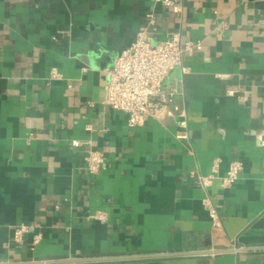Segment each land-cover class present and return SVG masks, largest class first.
<instances>
[{"label": "crops", "instance_id": "1", "mask_svg": "<svg viewBox=\"0 0 264 264\" xmlns=\"http://www.w3.org/2000/svg\"><path fill=\"white\" fill-rule=\"evenodd\" d=\"M151 10L159 41L178 32L201 46L165 82L187 112L192 154L175 136L179 118L130 128L104 104V72ZM87 149L105 156L97 175L85 170ZM216 159L220 176L232 160L243 164L231 188L215 180L207 190L219 228L188 178L195 168L210 174ZM20 225L29 231L17 244ZM246 249H264V0L171 9L155 0H0V264H264V250Z\"/></svg>", "mask_w": 264, "mask_h": 264}, {"label": "built area", "instance_id": "2", "mask_svg": "<svg viewBox=\"0 0 264 264\" xmlns=\"http://www.w3.org/2000/svg\"><path fill=\"white\" fill-rule=\"evenodd\" d=\"M165 9L174 8L180 0H155ZM157 18L153 10L145 15L144 25L137 31L134 42L122 49L116 56L113 66L105 70V100L108 108L121 112L127 117L130 128L143 127L149 119H157L164 122L166 119L179 118L177 140L189 148L188 124L186 110L175 105V92L165 85V82L176 69L182 68L183 55L192 54L194 49L200 50L201 46L192 40L181 41L178 32L168 35L167 39H157ZM52 78L57 74L53 72ZM73 147H80L78 141H72ZM192 154V149H188ZM85 170L89 175H97L107 168L103 153L87 149L84 157ZM220 160L216 159L212 165V171L208 175H202L198 168L188 174L192 185L205 192L202 200L207 210L213 227H220V217L217 208L212 204L206 194L208 188L215 180L220 181L223 190L231 188L238 180L243 164L239 159L230 162L224 176L219 175ZM92 220L104 222L103 213L90 216ZM29 229L26 225L15 228L13 241L17 244L23 242ZM41 240L40 235L34 236L32 243L37 245Z\"/></svg>", "mask_w": 264, "mask_h": 264}, {"label": "water", "instance_id": "3", "mask_svg": "<svg viewBox=\"0 0 264 264\" xmlns=\"http://www.w3.org/2000/svg\"><path fill=\"white\" fill-rule=\"evenodd\" d=\"M261 250H254V249H246V250H241L244 252H253V251H262ZM213 253H218L215 251L212 252H191V253H182V254H170V255H159V257H184V256H197V255H210ZM141 258V257H137ZM126 259H136V258H126ZM122 260V259H121ZM106 261V259H84V258H67L64 260H56V261H48V262H33V263H15V264H88V263H96V262H102Z\"/></svg>", "mask_w": 264, "mask_h": 264}]
</instances>
